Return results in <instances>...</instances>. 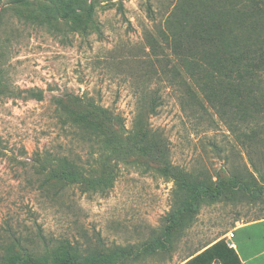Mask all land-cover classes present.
<instances>
[{
    "label": "rangeland",
    "instance_id": "1",
    "mask_svg": "<svg viewBox=\"0 0 264 264\" xmlns=\"http://www.w3.org/2000/svg\"><path fill=\"white\" fill-rule=\"evenodd\" d=\"M262 217L264 0H0V264H183Z\"/></svg>",
    "mask_w": 264,
    "mask_h": 264
},
{
    "label": "trees",
    "instance_id": "2",
    "mask_svg": "<svg viewBox=\"0 0 264 264\" xmlns=\"http://www.w3.org/2000/svg\"><path fill=\"white\" fill-rule=\"evenodd\" d=\"M101 110L105 113V110L103 109ZM85 114L86 113H84V115ZM63 178L68 181H75V182L86 181L92 186V188H95L96 185L99 184V182L95 184L93 180H91L88 176L82 174L78 170L73 173L64 174ZM186 186L189 189H193V190L197 189L199 191H202L204 187L203 185H188V184H186ZM204 192L206 195L209 194L208 190H205ZM38 238L40 239L44 238L42 232L38 233ZM29 260L31 261L30 255L26 254L24 256H17L16 258L10 261L11 263L8 264H24ZM215 260L220 261L222 264H242L235 248L229 246L227 240L225 239H219L215 242L206 245L202 250H200V252L188 258L184 264H211ZM62 263L65 264L68 262L67 260H63Z\"/></svg>",
    "mask_w": 264,
    "mask_h": 264
},
{
    "label": "crops",
    "instance_id": "3",
    "mask_svg": "<svg viewBox=\"0 0 264 264\" xmlns=\"http://www.w3.org/2000/svg\"><path fill=\"white\" fill-rule=\"evenodd\" d=\"M231 230L234 231L232 243L235 242L234 248L241 263L264 264V217L241 223ZM226 240H229L227 234Z\"/></svg>",
    "mask_w": 264,
    "mask_h": 264
},
{
    "label": "built area",
    "instance_id": "4",
    "mask_svg": "<svg viewBox=\"0 0 264 264\" xmlns=\"http://www.w3.org/2000/svg\"><path fill=\"white\" fill-rule=\"evenodd\" d=\"M233 236H234V231H233V230H230V231L227 233V238H228L229 240H232ZM229 246L235 247V245H234L233 243H232V244H229Z\"/></svg>",
    "mask_w": 264,
    "mask_h": 264
},
{
    "label": "water",
    "instance_id": "5",
    "mask_svg": "<svg viewBox=\"0 0 264 264\" xmlns=\"http://www.w3.org/2000/svg\"><path fill=\"white\" fill-rule=\"evenodd\" d=\"M227 243L228 244H232V240H227Z\"/></svg>",
    "mask_w": 264,
    "mask_h": 264
}]
</instances>
